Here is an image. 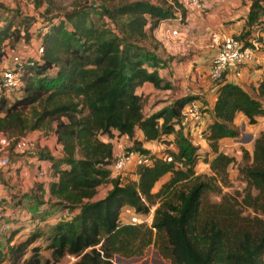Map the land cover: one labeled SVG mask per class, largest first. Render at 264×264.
I'll return each instance as SVG.
<instances>
[{"label": "trees", "instance_id": "trees-1", "mask_svg": "<svg viewBox=\"0 0 264 264\" xmlns=\"http://www.w3.org/2000/svg\"><path fill=\"white\" fill-rule=\"evenodd\" d=\"M260 2L251 0L248 30L237 38L244 45L250 40V25L256 20ZM184 7L178 0L170 4L134 0L110 8L87 4L68 12L64 19L70 28L63 20L51 24L42 36V54L24 62L20 95L8 101L0 91V132L4 135L18 140L28 130L55 123L53 134L60 155L54 156L45 149L31 154L37 160L48 161L55 176L47 196L43 192L39 196L16 195L34 204L38 213L51 203L70 210L66 220L53 226L48 247L55 258L74 255L78 259L72 264H113L114 254L140 255L151 243L155 229L164 235L160 251L169 264H264V231L244 230L232 235L217 219L199 223L203 182L178 191L174 202H163L147 229L142 224H118L121 209L126 205L139 213L147 211L145 199L151 198L153 185L172 166L166 163L138 166L137 182L109 179L115 155L113 143L102 136L108 139L126 136L141 145L175 134L178 158L192 159L194 148L184 137L185 121H189L182 117V111L197 99L196 94L175 95L169 103L145 114L144 95L137 92L145 83L161 91L172 88L158 73L165 62L142 42L163 21L177 20L178 9H183L180 17L185 23ZM98 11L100 16L94 18L92 15ZM9 27L0 28V45L13 37L15 31L10 32ZM257 30L262 32L264 27L258 26ZM2 55L0 49V60ZM254 87L259 98L241 84L229 81L227 75L222 76L212 105L206 107L212 119L208 125L210 139L236 136L231 124L238 113L249 124H254L258 117L264 118L260 100L264 101V79L258 80ZM29 108L33 111L32 118L26 114ZM136 131L142 139L135 138ZM247 176L264 195V133L255 141ZM108 181L112 188L94 199L98 187ZM1 198L6 197L0 194ZM36 236L34 233L12 248V252H21ZM27 264H39V260L34 258Z\"/></svg>", "mask_w": 264, "mask_h": 264}, {"label": "rangeland", "instance_id": "rangeland-1", "mask_svg": "<svg viewBox=\"0 0 264 264\" xmlns=\"http://www.w3.org/2000/svg\"><path fill=\"white\" fill-rule=\"evenodd\" d=\"M129 1L134 0H0V28L9 25V31H15L13 37L1 43L0 49L3 54H19L24 62L37 59L40 56L39 48L43 45L42 36L49 31L51 24L63 20L65 26L70 28V24L64 19L66 13L73 12L87 4L110 8ZM149 1L156 4L173 3V0ZM238 1L241 2L242 7L236 9L233 6L232 9L237 11L233 14L236 21L243 20L241 29L230 30L229 25L234 23V20L226 16L228 19L223 23L224 28H220L221 36L240 38L245 30H248L247 16L251 0ZM260 4L261 8L257 12L256 20L250 25V40L247 41V45H251L252 39L258 43V53L249 63L253 70L260 69L262 65H258V62L261 55H264V37L256 36L257 27H264V0H261ZM182 11L183 9L177 10L178 17ZM184 11L185 17L189 18V10L184 7ZM92 16L98 18L100 11ZM188 22L192 23V19L189 18ZM162 23V27L157 26L153 35L151 34L142 44L165 58L166 62L169 57L175 58L176 65L173 66V73L175 71L189 73L182 85L178 84V86H172L169 91L154 92V94L142 97L143 111L145 114H149L155 107L161 106L162 103L173 98L176 93L196 94L195 101L198 103L203 117L195 126L191 122L185 121L186 132L184 133V137L194 148L191 161L178 158V140L175 138V134L164 135L159 141L142 142L141 145L126 136H114L111 139L102 136L101 138L113 143L114 155L146 154L151 156L153 164L166 163L172 166L171 171L161 176L153 185L150 192L151 198L145 199L147 211L143 214L154 216L156 209L163 202L175 201L174 196L178 191L186 190L194 183L203 182L205 187L201 199L200 224L210 219H217L232 235H237L244 230L261 233L264 231V195L247 176V170L252 164L255 141L264 133V118L258 117L254 124H249L247 118L242 113H238L231 124V127L237 132L236 136L210 139L208 125L212 119L206 107L213 103L214 89L219 80L211 79L208 74L210 56L207 57L209 59L207 61H191L192 55H195V52L199 50V44L196 43L197 46L193 47V43L190 42L206 26H203V29L191 27L182 19L163 21ZM174 26H179V36L182 35L185 38H179L180 42H184L180 48L167 43L170 38L167 28ZM110 27L113 28L111 25ZM206 32L204 31L202 36L206 35ZM181 48L186 52L185 55H182ZM188 61L190 62L187 63ZM185 63L187 64L184 65ZM54 71L52 70L50 73L53 74ZM175 74L179 76L178 72ZM241 77L242 74L238 79ZM254 82H258V80L248 78L244 84L252 96L259 98ZM0 91L8 101H12L20 95L19 91H6L2 88ZM260 100L264 105V101ZM26 114L32 118L33 111L29 108L26 110ZM54 127L55 123L52 122L42 129L28 130L20 138L31 140V145L22 149L17 148V140L4 135L7 145L0 149V155L7 156L10 165L7 168H0V194H2V190L6 192V198L0 199V205L5 206L6 221L10 227L1 243L0 264H27L34 258L39 260V264H72L78 259V257L72 259L71 255H64L57 259L48 247L53 226L66 220L70 215V210H63L61 206L51 203L47 205L46 210L38 213L39 209L34 204L26 198L22 200L16 196L18 194L39 196L42 192L45 193V188L48 189L49 184L55 180L53 176H50L52 173L48 171L49 168L47 170L46 167L38 166V160L31 156L42 149L54 156L60 155V149L53 134ZM135 138H139L138 131L135 133ZM138 169L139 167L131 159L121 173L113 174L109 167L108 178L119 179L123 183L137 182ZM44 184L45 188L43 187L41 190L40 188ZM107 188H112L110 181L106 185L98 187L94 199L101 198ZM134 211L135 209L131 206H124L121 209L118 224H128ZM35 222L37 224L33 226ZM150 225L151 223H144L142 227L147 229ZM34 233L37 236L21 252L18 250L15 253L12 252V248L27 241ZM151 238V243L143 248L140 255L124 257L114 254L113 264H169V259L160 251V246L165 243L164 235L152 229ZM262 261L264 263V256Z\"/></svg>", "mask_w": 264, "mask_h": 264}, {"label": "built area", "instance_id": "built-area-1", "mask_svg": "<svg viewBox=\"0 0 264 264\" xmlns=\"http://www.w3.org/2000/svg\"><path fill=\"white\" fill-rule=\"evenodd\" d=\"M184 6L195 7L199 10L206 8V0H186L183 3ZM181 20L179 15L178 17ZM169 21V20H168ZM169 37H179V29L167 28ZM262 34L256 31V36L259 37ZM212 47L215 49V53L212 55L209 62L208 74L213 80H220L223 75L230 74L235 78H238L242 74V66H245L252 62L258 53V43L256 40H251V45H244L240 40L233 36H221L217 32L211 34ZM43 52V47L39 48V55ZM24 65V61L19 54H3L0 60V88L6 91H20L22 80L21 70ZM182 117L192 123L193 126L199 122L203 115L198 103L194 100L186 105L182 111ZM6 140L4 134L0 132V149L5 147ZM31 145V140L20 138L17 140V148L22 149ZM133 160L136 166H145L152 164V158L146 154H133L115 155V159L112 163L111 173L118 174L125 170L130 160ZM10 165V160L7 156L0 155V168H7ZM43 174V173H42ZM151 215L147 216L143 213L134 211L129 218L131 224H144L151 223ZM9 224L6 221V210L4 205H0V252L1 243L3 237L7 234ZM74 255H71L73 259Z\"/></svg>", "mask_w": 264, "mask_h": 264}, {"label": "crops", "instance_id": "crops-1", "mask_svg": "<svg viewBox=\"0 0 264 264\" xmlns=\"http://www.w3.org/2000/svg\"><path fill=\"white\" fill-rule=\"evenodd\" d=\"M178 1L183 4L186 0H178ZM233 6L236 9L237 8L240 9L242 7L241 2L238 0H206V8L203 11L196 9L195 7L185 6V9L189 10V13H190L189 18L192 19V23H189L188 22L189 18L185 17L184 18L185 23H188V25L191 27H201L202 29H203V26L204 27L206 26V28H204V30H202L201 32H198V35L195 36L194 39L190 41L193 43V47L197 46V44H199V46H198L199 50L195 52L196 53L195 55H192L191 61H201V60L207 61V59H208L207 57H209V56L212 57L211 55H213L215 53V49H214V47H212L211 34L213 32H217L220 34V28L221 27L224 28L223 23L228 18H231L234 20V23H231L229 25L230 30L241 29V25H242L243 20H237L236 21V18L233 14H235L237 11L232 9ZM226 16H229V17L226 19ZM160 27H162V25ZM204 31H207L206 35L204 34L202 36V33ZM260 33L264 37V33H262V32H260ZM182 37H183L182 35H180L177 38H171L170 37L169 41H167V43L171 44L174 47L180 48V46L184 43L183 41L180 42L181 39H179V38H182ZM182 39H185V38L183 37ZM181 50L183 51L182 55H185L186 52L182 48H181ZM161 58L163 59L164 62H166L164 60L165 58H163V57H161ZM174 59L175 58L169 57L168 61L166 62L165 67L159 69L158 73L165 80L169 81L172 84V86H176V85L178 86V84H180V85L183 84L184 79H185V77H187L186 75H188L189 72L183 73V71H181V72L175 71V73H177V72L179 73V76H176V74L172 72L173 66L176 65V61ZM189 62L190 61H188L187 63H189ZM263 62H264V55L262 54L260 59H259V62H258V65H262L260 67V69L253 70V67H251V64H249L246 67L242 68V77L241 78H239V79L235 78L232 75V73L230 72V74L228 75V80L232 81L234 83L241 84L244 88H247L246 84H244V83H246L248 78L254 79V80L255 79H257V80L264 79V64H263ZM187 63H185L184 65H186ZM206 67H207V65H206ZM255 67H257V66H255ZM180 80H182V81L179 82ZM254 84H256V82H254ZM160 91L161 90H156L152 86V84H150V83H145L142 87H140L137 90L138 93H143L144 96L154 94V92L157 93ZM165 91H169V90H165ZM214 91H216V87H215ZM181 94H186V92H183V93L181 92L179 94L176 93V95H181ZM213 100H214V98H213ZM166 103H169V101H167ZM166 103H162V104H166ZM155 108H157V107H155ZM138 135H139V139H142L141 133L139 131H138ZM37 162H38L37 163L38 166L40 165L42 168L46 167V169L48 170V168H49V162L48 161L38 160ZM48 171L51 172L50 170H48ZM50 176L52 177L53 175L51 174ZM53 177L55 178V176H53ZM44 186H45V184L43 185V187ZM44 191H45V194L47 196V193H48L47 188H45ZM0 192H1V190H0ZM24 192H26V191H24ZM2 195L4 197H6V192L3 190H2Z\"/></svg>", "mask_w": 264, "mask_h": 264}, {"label": "water", "instance_id": "water-1", "mask_svg": "<svg viewBox=\"0 0 264 264\" xmlns=\"http://www.w3.org/2000/svg\"><path fill=\"white\" fill-rule=\"evenodd\" d=\"M93 5H95L94 2H93Z\"/></svg>", "mask_w": 264, "mask_h": 264}]
</instances>
